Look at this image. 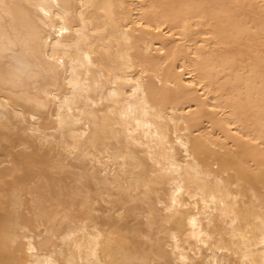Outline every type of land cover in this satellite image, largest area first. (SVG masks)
Instances as JSON below:
<instances>
[{
    "label": "bare ground",
    "instance_id": "1",
    "mask_svg": "<svg viewBox=\"0 0 264 264\" xmlns=\"http://www.w3.org/2000/svg\"><path fill=\"white\" fill-rule=\"evenodd\" d=\"M0 264H264V0H0Z\"/></svg>",
    "mask_w": 264,
    "mask_h": 264
}]
</instances>
